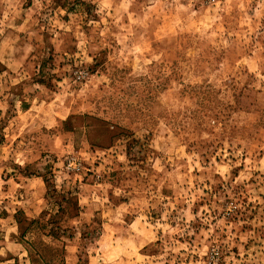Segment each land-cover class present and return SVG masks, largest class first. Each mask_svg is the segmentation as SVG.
Instances as JSON below:
<instances>
[{
    "label": "rangeland",
    "instance_id": "374dc122",
    "mask_svg": "<svg viewBox=\"0 0 264 264\" xmlns=\"http://www.w3.org/2000/svg\"><path fill=\"white\" fill-rule=\"evenodd\" d=\"M0 264H264V0H0Z\"/></svg>",
    "mask_w": 264,
    "mask_h": 264
},
{
    "label": "trees",
    "instance_id": "16d2710c",
    "mask_svg": "<svg viewBox=\"0 0 264 264\" xmlns=\"http://www.w3.org/2000/svg\"><path fill=\"white\" fill-rule=\"evenodd\" d=\"M49 66H50V64L48 63L47 58L44 59L40 65V67H39V79H38V81L40 83H44V80L51 79L54 77V74L51 73V71L49 70L50 69ZM43 181L45 183H47V185H48V182L45 179H43Z\"/></svg>",
    "mask_w": 264,
    "mask_h": 264
}]
</instances>
